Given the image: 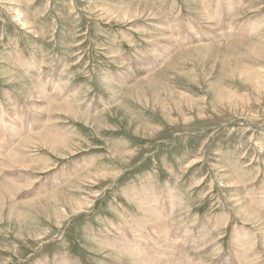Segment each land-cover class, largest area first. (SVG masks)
I'll return each mask as SVG.
<instances>
[{
  "label": "rangeland",
  "instance_id": "rangeland-1",
  "mask_svg": "<svg viewBox=\"0 0 264 264\" xmlns=\"http://www.w3.org/2000/svg\"><path fill=\"white\" fill-rule=\"evenodd\" d=\"M0 264H264V0H0Z\"/></svg>",
  "mask_w": 264,
  "mask_h": 264
}]
</instances>
